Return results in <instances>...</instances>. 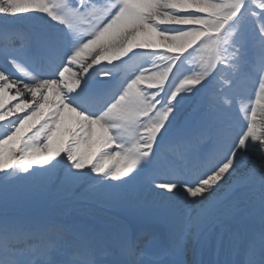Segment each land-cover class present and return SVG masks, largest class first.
Masks as SVG:
<instances>
[{
	"label": "snow or ice",
	"instance_id": "snow-or-ice-1",
	"mask_svg": "<svg viewBox=\"0 0 264 264\" xmlns=\"http://www.w3.org/2000/svg\"><path fill=\"white\" fill-rule=\"evenodd\" d=\"M0 128V264H264V0H0ZM49 183L167 233L10 211Z\"/></svg>",
	"mask_w": 264,
	"mask_h": 264
},
{
	"label": "rangeland",
	"instance_id": "rangeland-1",
	"mask_svg": "<svg viewBox=\"0 0 264 264\" xmlns=\"http://www.w3.org/2000/svg\"><path fill=\"white\" fill-rule=\"evenodd\" d=\"M18 191V193H17ZM84 189L76 187L71 191H65L62 190L58 183H49L45 188L40 189H26V188H19L15 190L11 194V200H10V207H15L17 210L21 211L22 209L28 208L31 204L30 200H39L42 199V197H48V203L43 208L47 207L49 205V202L52 201V205L49 209H47V212L49 213H57L61 209L69 208L72 210H75L76 207H79L80 210L84 215H86L90 220H100L99 217L96 215H92L88 212L94 213L99 212L102 215H108L107 211H110L109 209L118 207L119 209H123L126 211H137L139 210L137 207H135L132 203V196L131 194H128L124 197H122L119 200H111V201H98V200H92L87 198L84 193ZM79 194V195H76ZM58 199L57 201L55 199ZM30 199V200H29ZM94 201L101 202V207L94 208L92 203ZM42 204L39 202V205L31 204V209L34 210L33 213H38L39 210L42 209ZM144 212V211H143ZM90 215H88V214Z\"/></svg>",
	"mask_w": 264,
	"mask_h": 264
},
{
	"label": "bare ground",
	"instance_id": "bare-ground-1",
	"mask_svg": "<svg viewBox=\"0 0 264 264\" xmlns=\"http://www.w3.org/2000/svg\"><path fill=\"white\" fill-rule=\"evenodd\" d=\"M17 193H18V191H17ZM34 200H35V199H34ZM14 210H15V209L13 208V206L10 207V211H14ZM102 221H104L105 223L110 222V221H108V219H102ZM65 222L68 223L69 220H65ZM110 223H112L111 225H116V224H114L113 222H110ZM119 227H120L119 229H123V230H126V231L129 232V228L127 227L126 224H123V226H119ZM109 231H110V227H109V226H105V227H102V228H101V231L99 232V234L106 235Z\"/></svg>",
	"mask_w": 264,
	"mask_h": 264
}]
</instances>
